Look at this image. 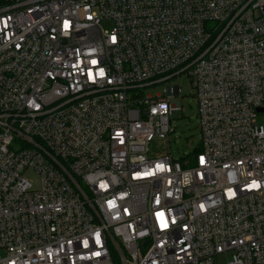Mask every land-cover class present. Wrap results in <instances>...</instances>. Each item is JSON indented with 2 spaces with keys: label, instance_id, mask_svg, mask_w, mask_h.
Wrapping results in <instances>:
<instances>
[{
  "label": "built area",
  "instance_id": "built-area-1",
  "mask_svg": "<svg viewBox=\"0 0 264 264\" xmlns=\"http://www.w3.org/2000/svg\"><path fill=\"white\" fill-rule=\"evenodd\" d=\"M263 114L264 0H0V264H264Z\"/></svg>",
  "mask_w": 264,
  "mask_h": 264
},
{
  "label": "rangeland",
  "instance_id": "rangeland-1",
  "mask_svg": "<svg viewBox=\"0 0 264 264\" xmlns=\"http://www.w3.org/2000/svg\"><path fill=\"white\" fill-rule=\"evenodd\" d=\"M111 26L110 22H103L105 29H110ZM170 85L181 87L182 94L180 100L182 113L177 117H171L170 123L173 132L169 135L168 141L157 138L151 143L150 155L157 157L165 155L170 151L174 159L181 160L185 156L197 153L202 143L198 103L190 77L187 74H182L181 76L172 78L165 84L146 87L143 92L155 98L157 95H165V90ZM257 121L264 126V114L260 115ZM26 176L33 181L36 188L39 187L40 178L36 174L28 171ZM229 258V255H220L217 258V264H228Z\"/></svg>",
  "mask_w": 264,
  "mask_h": 264
}]
</instances>
